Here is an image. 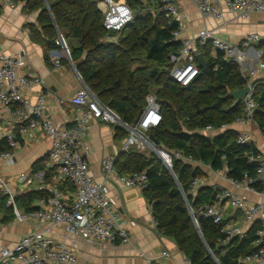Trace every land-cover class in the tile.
<instances>
[{
  "label": "built area",
  "instance_id": "2783aa9c",
  "mask_svg": "<svg viewBox=\"0 0 264 264\" xmlns=\"http://www.w3.org/2000/svg\"><path fill=\"white\" fill-rule=\"evenodd\" d=\"M156 15L163 16L168 25L178 24L173 32V38L181 43L180 50L170 55L171 66L169 77L181 86H188L199 75L200 68L196 60L197 45L211 42L215 50L223 52L224 58L240 64L243 74L247 77V85L251 92L243 99L244 112L232 123L218 127L208 125L201 132L211 135L222 134L235 124L246 127L255 125L260 129L255 119L259 103L254 98V87L250 78L255 71L246 66L248 54L246 49L252 44H258L263 37L250 33L240 44L230 42L218 36L213 29L203 28L198 31L197 38L184 37L181 33V14L177 7L178 0H155ZM13 5L12 0H5ZM198 11L205 17L221 18L223 10L219 0H192ZM227 9L242 17L251 12H263L264 0H225ZM98 6L104 14V26L111 33L120 32L126 24L133 21L135 11L127 0H98ZM155 14V13H154ZM115 36L109 40L116 41ZM70 51L65 40L59 42ZM56 67L60 65L58 58L54 59ZM23 64L18 55H8L0 46V121L8 118V127H0V141L6 140L11 150L0 151V160L13 162V152L20 145V136H25L31 130H43L51 139L43 167L35 173L38 179V190H46L47 195L35 201L37 209L26 211L18 206L16 197L22 190L15 188L11 181L0 173V197H5L7 206L12 208L14 223L30 225L31 229L24 233L13 246L0 248V264H76L77 247L73 240L68 243L49 235L56 227H64L67 235L81 236L89 244L107 242L116 244L128 243L130 235L122 212L111 198V187H127L146 189L148 176L146 172L119 173L115 169L116 157L105 156L101 161L103 178L96 180L90 172L87 159L89 145L86 141L87 131L92 119L119 125L127 131L122 143V150L136 148L140 152L152 150L163 158L168 169H172L173 159L198 169H212L210 164L196 160L179 150H169L156 146L150 138L149 131L158 127L163 121L161 105L155 93L146 96V105L140 112L136 124L126 123L110 107L101 102L99 97L84 83L71 98V103L81 107L70 118L69 124L56 125L47 114L48 94L40 91L36 98L30 95L34 87L42 86L44 80L40 75H28L22 70ZM258 68L264 71V60ZM246 71L249 72L245 73ZM263 146L260 153L252 155L250 160L258 163L255 176L244 174L242 179L226 176L231 187L220 188L213 203L202 209L203 215L212 219L220 226L222 243H228L235 238H242L251 225L257 221L262 227L257 230L256 250L239 258L242 264H264V202L251 197H264V132L260 130ZM250 130L240 131L239 143H254ZM52 172L50 181L47 174ZM18 179L24 183L28 179L26 173H20ZM70 182L73 190L70 194L60 188V184ZM203 184L202 176L195 177L190 184V194L195 196ZM259 184V185H258ZM119 194H117V199ZM1 203V202H0ZM240 213L244 224L236 219ZM194 217V214H193ZM236 217V218H235ZM197 224V219L194 217ZM198 225V224H197ZM247 230H246V229ZM162 255L168 256L164 250ZM187 262L192 264L188 259ZM146 264H160L149 259Z\"/></svg>",
  "mask_w": 264,
  "mask_h": 264
},
{
  "label": "trees",
  "instance_id": "16d2710c",
  "mask_svg": "<svg viewBox=\"0 0 264 264\" xmlns=\"http://www.w3.org/2000/svg\"><path fill=\"white\" fill-rule=\"evenodd\" d=\"M21 1L28 10L38 11L41 29L34 32L45 46L46 60L50 61L48 51L63 47L59 43L61 35L84 83L123 121L133 124L146 105V96L153 92L161 105L163 121L149 134L160 145L182 151L210 164L214 170L227 166L231 178L257 174L259 165L250 160L252 155L260 153L254 143H239L238 133L233 129L212 137L200 131L208 125L230 124L244 112L243 101L230 94L245 87L247 77L240 64L225 59L219 50L213 52L211 42L197 45L207 69L200 68L190 85L181 86L168 74L170 55L181 46L173 38L178 24L168 25L163 16L145 11L142 0H127L135 18L115 34L105 28L98 0ZM110 36H115L116 41L109 40ZM253 87L254 98L259 103L255 119L264 132V80H256ZM114 126L117 137H126L124 128ZM2 150H11L6 140L0 141ZM44 159L33 165V172L42 169ZM115 169L119 173L146 172L148 186L143 192L151 204L157 230L172 238L192 264H242L239 258L256 250V233L262 227L259 221L242 238L222 243L220 226L202 213L206 205L215 201L220 187L205 185L195 196L190 194L192 180L203 176L200 169L173 159L177 182L159 155L136 148L122 151L116 157ZM50 176L48 173L47 178ZM46 195V190H31L18 195L16 202L26 211L35 210L37 206L33 203ZM0 202V222L13 221L14 214L6 198L0 197Z\"/></svg>",
  "mask_w": 264,
  "mask_h": 264
},
{
  "label": "crops",
  "instance_id": "0c3cea01",
  "mask_svg": "<svg viewBox=\"0 0 264 264\" xmlns=\"http://www.w3.org/2000/svg\"><path fill=\"white\" fill-rule=\"evenodd\" d=\"M142 1L149 5L148 0ZM12 3L11 6L5 0H0V46L8 55H18L21 58L24 73L28 75L37 74L43 78L44 84L34 87L30 91V95L34 99L40 91L48 94L47 114L53 123L56 125L69 124L73 113L81 109V107L71 103V98L84 85L83 78L70 61L64 47L48 51L50 61L46 60L45 46L35 36L34 32L35 29H41L38 24V11L28 10L26 3L21 0H12ZM219 3L223 10V16L215 18L203 16L192 0H178L177 7L181 14L182 36L196 39L200 29L208 28L213 29L218 36L233 43L240 44L244 37L250 33L261 35L263 37L261 42L264 41V11L251 12L247 17H242L237 13L230 12L225 0H219ZM260 43L252 44L246 49L248 54L246 66L255 71V74L250 78L253 84L256 80L264 77V71L256 67L264 60V44ZM213 52H215L214 48ZM195 53L196 55L199 53L198 48H196ZM55 58L64 59V61L56 67ZM245 73L249 75L248 71ZM0 127L2 129L8 127V118H3L0 121ZM231 129L237 133L250 130L253 134L254 144L259 149L262 148L261 128L259 129L255 125L246 127L242 124H235ZM201 133L206 136H216L206 132ZM85 138L89 145L86 156L89 161L90 172L96 180H101L103 178L101 172L103 157H117L123 151L122 143L125 137H117L114 125L92 119ZM20 139L19 147L13 152L14 161L11 163L0 160V173L9 179L15 188L27 193L31 190H38V179L35 175L36 172H33V165L40 159H46L51 146V139L43 130H31L25 136H20ZM221 169H212L213 172L209 169H200L203 174L201 186L231 187L229 180L224 177L226 170L221 171ZM20 173L28 175V179L24 183L18 179ZM49 173L52 176V172ZM60 188L67 194L73 190L72 185H67L66 182L60 184ZM117 194H119L118 199ZM251 197L256 201L264 202L262 196L251 194ZM111 198L126 220L130 235L128 243L101 242L89 244L81 236L67 235L65 228L61 226L48 232L51 237L58 240L68 243L73 240L76 243L78 259L76 264H146L149 259H154L160 264H189L187 257L178 248L175 241L160 234L157 230V221L143 190L112 186ZM33 205L36 203L34 202ZM236 216L238 222L244 224L241 214L237 213ZM30 229V225L24 223L0 222V248L13 246ZM164 250L169 253L168 256L162 255Z\"/></svg>",
  "mask_w": 264,
  "mask_h": 264
},
{
  "label": "water",
  "instance_id": "95a60500",
  "mask_svg": "<svg viewBox=\"0 0 264 264\" xmlns=\"http://www.w3.org/2000/svg\"><path fill=\"white\" fill-rule=\"evenodd\" d=\"M64 40V38L60 35V42H62ZM65 51H66V47H64ZM70 61L72 62V64L74 65V67L76 68L75 64L73 63L71 56H68ZM196 59L198 61V66L199 68H202L203 70L207 69V63L204 60V57L201 53H198L196 55ZM251 92V86L250 85H246L245 87L238 89L236 91H232L230 96L236 100H242L247 94H249ZM137 120L133 123L136 124ZM150 138L152 139V141L155 143L156 146H160V142L153 136L150 135ZM161 157V156H160ZM161 159L163 160V158L161 157ZM172 173V175L174 176V178L176 179V181L178 182V179L176 177V174L174 173L173 170L169 169ZM187 203L189 204V202L187 201ZM190 207V206H189ZM191 215H193V212L191 210V208H189Z\"/></svg>",
  "mask_w": 264,
  "mask_h": 264
},
{
  "label": "rangeland",
  "instance_id": "374dc122",
  "mask_svg": "<svg viewBox=\"0 0 264 264\" xmlns=\"http://www.w3.org/2000/svg\"><path fill=\"white\" fill-rule=\"evenodd\" d=\"M149 2H150V6H148L147 5V3H144V5H145V11H149V12H151L153 15H155L156 16V7H157V3H156V1L155 0H149ZM155 13V14H154ZM256 67H258V65H256ZM260 79H263L264 80V77H262V78H260ZM209 171H211V172H213L212 171V169H209ZM207 177H208V175L207 174H205ZM206 178V177H205Z\"/></svg>",
  "mask_w": 264,
  "mask_h": 264
}]
</instances>
